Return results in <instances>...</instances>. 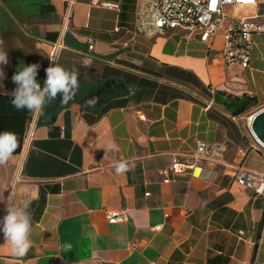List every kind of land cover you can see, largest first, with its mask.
I'll list each match as a JSON object with an SVG mask.
<instances>
[{
  "label": "crops",
  "instance_id": "1",
  "mask_svg": "<svg viewBox=\"0 0 264 264\" xmlns=\"http://www.w3.org/2000/svg\"><path fill=\"white\" fill-rule=\"evenodd\" d=\"M72 1L55 63L75 69L79 87L42 123L12 106V76L39 64L44 87L65 0H0V46L9 61L0 132L18 139L0 166V221L9 196L17 205L31 200L34 242L17 257L0 231V264H264V195L233 176L235 167L264 173V148L248 117L234 114L243 95L264 97V33L253 36L250 68L241 69L225 65L219 35L213 51L180 30L136 35L134 0H100L117 9ZM197 141L225 143L222 162H193ZM172 155L191 163L186 174H170ZM121 162L128 170L117 173ZM116 210L127 220L109 223Z\"/></svg>",
  "mask_w": 264,
  "mask_h": 264
},
{
  "label": "built area",
  "instance_id": "2",
  "mask_svg": "<svg viewBox=\"0 0 264 264\" xmlns=\"http://www.w3.org/2000/svg\"><path fill=\"white\" fill-rule=\"evenodd\" d=\"M66 7L61 17V30L50 52V66H53L65 33L70 29L72 18V0H65ZM97 6L117 9L118 3L90 0ZM134 32L151 40L166 31L180 30L182 39L197 40L213 51L215 37L221 36L219 55L226 66L237 65L241 69L250 68L253 36L264 33V11L257 0H134ZM88 49L93 47V39L86 38ZM250 116L247 118L249 131ZM226 145L223 142L197 141L193 153V162L207 160L222 162ZM241 151V150H240ZM191 163L180 161L172 155L169 170L172 175L186 174ZM236 183L256 195H264V173L235 167ZM170 177L163 181L168 182ZM148 195V193H145ZM107 220L111 224L127 220L124 210L108 211ZM161 225L154 227L160 230ZM147 264H157L151 261Z\"/></svg>",
  "mask_w": 264,
  "mask_h": 264
},
{
  "label": "clouds",
  "instance_id": "3",
  "mask_svg": "<svg viewBox=\"0 0 264 264\" xmlns=\"http://www.w3.org/2000/svg\"><path fill=\"white\" fill-rule=\"evenodd\" d=\"M2 45V41H0ZM8 52L0 46V80L4 79L5 73L3 65L8 63ZM40 65H25L17 70L12 76V82L17 87L11 92V104L17 110L27 109L34 117L40 118L44 115V109L56 97L61 95V103L67 104L73 99L78 90V73L75 69L68 70L55 63L45 69L46 79L44 87L41 88L36 77ZM8 95V93H5ZM89 103H94L90 101ZM18 147L17 135L12 131L0 132V166L6 165L12 158ZM115 149V144L108 146ZM128 170V165L124 162L116 165V172L123 173ZM4 197L0 196V200ZM31 200H23L19 205L13 202L11 196L7 198V214L0 221V231L3 232L6 242L10 243L11 251L17 257L25 256L33 247L32 235V215L30 212ZM71 245H65V250H70Z\"/></svg>",
  "mask_w": 264,
  "mask_h": 264
},
{
  "label": "water",
  "instance_id": "4",
  "mask_svg": "<svg viewBox=\"0 0 264 264\" xmlns=\"http://www.w3.org/2000/svg\"><path fill=\"white\" fill-rule=\"evenodd\" d=\"M61 102V95L56 97V104L44 109V115L39 118V122L50 123L54 119L56 106ZM249 132L255 142L264 148V107L253 114L249 123Z\"/></svg>",
  "mask_w": 264,
  "mask_h": 264
},
{
  "label": "rangeland",
  "instance_id": "5",
  "mask_svg": "<svg viewBox=\"0 0 264 264\" xmlns=\"http://www.w3.org/2000/svg\"><path fill=\"white\" fill-rule=\"evenodd\" d=\"M263 107L264 97H256V101L247 106V108L243 111L242 116L246 119Z\"/></svg>",
  "mask_w": 264,
  "mask_h": 264
},
{
  "label": "trees",
  "instance_id": "6",
  "mask_svg": "<svg viewBox=\"0 0 264 264\" xmlns=\"http://www.w3.org/2000/svg\"><path fill=\"white\" fill-rule=\"evenodd\" d=\"M236 100L238 101V105L235 109L234 114L243 112L247 108L248 105L256 101V97L249 96V95H243L239 100L238 99Z\"/></svg>",
  "mask_w": 264,
  "mask_h": 264
},
{
  "label": "bare ground",
  "instance_id": "7",
  "mask_svg": "<svg viewBox=\"0 0 264 264\" xmlns=\"http://www.w3.org/2000/svg\"><path fill=\"white\" fill-rule=\"evenodd\" d=\"M253 115L250 116V119H252Z\"/></svg>",
  "mask_w": 264,
  "mask_h": 264
}]
</instances>
